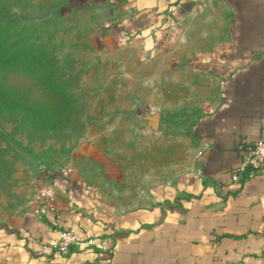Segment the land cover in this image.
Listing matches in <instances>:
<instances>
[{
  "label": "crops",
  "instance_id": "0c3cea01",
  "mask_svg": "<svg viewBox=\"0 0 264 264\" xmlns=\"http://www.w3.org/2000/svg\"><path fill=\"white\" fill-rule=\"evenodd\" d=\"M64 1L96 11L86 43L101 56L132 49L151 69V54L175 55L157 68L189 89L191 137L167 176L165 156H149L167 146L147 124L149 99L129 110L143 124L123 125L103 146L81 142L44 177L38 188L56 189L51 206L35 201L0 222V264H264V174L232 181L238 146L264 138V0ZM66 227L95 246L37 253Z\"/></svg>",
  "mask_w": 264,
  "mask_h": 264
},
{
  "label": "rangeland",
  "instance_id": "374dc122",
  "mask_svg": "<svg viewBox=\"0 0 264 264\" xmlns=\"http://www.w3.org/2000/svg\"><path fill=\"white\" fill-rule=\"evenodd\" d=\"M0 25L10 40L54 52L52 62L20 58L0 64V94L8 102L30 106L35 123L0 113V222L30 209L44 177L64 166L81 142L98 140L103 146L112 136L124 134L116 131L123 125L143 124L141 114L132 117L128 111L146 110L147 99L153 111L147 124L156 140L167 144L159 149L156 143L149 156L155 164L165 156L166 175L174 173L170 167L175 155L186 156L181 140L191 137L195 111L188 87L176 90L174 69L163 74L157 68L160 61L171 62L173 53L165 58L151 54V69H146V53L132 49L101 56L87 44L95 38L96 11L72 10L64 0H0ZM51 72L77 97V113L71 119L66 116L68 100L45 81ZM146 79L151 83L148 90Z\"/></svg>",
  "mask_w": 264,
  "mask_h": 264
},
{
  "label": "built area",
  "instance_id": "2783aa9c",
  "mask_svg": "<svg viewBox=\"0 0 264 264\" xmlns=\"http://www.w3.org/2000/svg\"><path fill=\"white\" fill-rule=\"evenodd\" d=\"M205 2L208 0H200ZM241 152V159L236 165L233 174V182H241L256 174H264V138H260L252 143L238 146ZM56 194L53 184H46L35 192V201L51 206V202ZM95 246L93 238H84L72 227L63 228L59 232V239L52 244L39 243L37 253L47 255L52 251H57L62 255H67L73 249H84Z\"/></svg>",
  "mask_w": 264,
  "mask_h": 264
},
{
  "label": "trees",
  "instance_id": "16d2710c",
  "mask_svg": "<svg viewBox=\"0 0 264 264\" xmlns=\"http://www.w3.org/2000/svg\"><path fill=\"white\" fill-rule=\"evenodd\" d=\"M54 52L45 46L26 44L20 40H10L4 26L0 25V64H8L20 58H28L31 61L52 62ZM45 81L48 86L57 94L64 96L69 102L67 117L71 119L77 113V97L68 88V85L54 77L53 72L46 74ZM0 113L18 115L27 120L29 125L34 126V114L30 106L22 103L8 102L0 94Z\"/></svg>",
  "mask_w": 264,
  "mask_h": 264
}]
</instances>
